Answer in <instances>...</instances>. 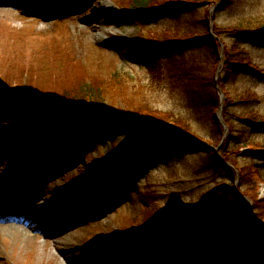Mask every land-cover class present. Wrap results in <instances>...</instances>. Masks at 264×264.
<instances>
[{
    "label": "rangeland",
    "instance_id": "obj_1",
    "mask_svg": "<svg viewBox=\"0 0 264 264\" xmlns=\"http://www.w3.org/2000/svg\"><path fill=\"white\" fill-rule=\"evenodd\" d=\"M140 1L0 0V55L6 58L0 62V96L6 99L0 104V264H82L78 259L113 264L115 256L118 264H214L211 248L222 245L215 264H240L245 257L251 264H264V132L236 118L264 122V45L221 38L215 31V26H264V0H205L209 3L174 16L169 14L174 4L195 0H149L148 7L168 12L149 21L131 20L129 10ZM207 11L212 27L205 22ZM206 36L213 45L175 46L166 58L153 60V69L133 50L135 45L148 47L138 40L164 47ZM227 52L239 53L240 62L262 75L227 74ZM194 82L201 85L199 90ZM221 85L232 97L248 100L227 110L235 122L234 139L211 121L224 94ZM38 91L78 102L91 98L104 104L109 116L118 114L134 123L124 134L89 136L80 152L66 160L73 153L66 147L37 149L43 136L71 141L60 134L56 104L28 102ZM14 97L23 104L13 103ZM142 103L183 118L208 151L178 149V157L147 171L128 177L126 170L109 169L105 179L93 182L91 172L109 152L154 129L153 122L132 113ZM219 109L215 116L221 124ZM222 119L225 123L223 111ZM222 138L223 148L233 153L223 162L242 169L248 176L244 183L211 157L222 153L217 147ZM38 159L44 165L33 169ZM223 184L237 190L242 185L257 195L258 203L251 202L248 211L251 224H244L242 205ZM29 205L39 219L30 220L29 211L24 214ZM186 206L190 209L167 235L116 244L121 232ZM66 225L70 227L64 232Z\"/></svg>",
    "mask_w": 264,
    "mask_h": 264
},
{
    "label": "trees",
    "instance_id": "obj_2",
    "mask_svg": "<svg viewBox=\"0 0 264 264\" xmlns=\"http://www.w3.org/2000/svg\"><path fill=\"white\" fill-rule=\"evenodd\" d=\"M148 1L149 0H141L138 2L134 8L129 10L128 15L130 16L131 20L137 21L138 18H145V21H149L150 19H153V17H160L163 16V12H168L166 9L161 10L155 7H151L149 5L148 7ZM209 2H206L205 0H195L191 3L186 2H177L174 4L172 8H175L173 12L169 13L170 15H176L178 12L185 10L192 12L197 7L204 6ZM181 7V8H177ZM170 10V9H169ZM146 15H150V17H146ZM209 11L206 12V23L209 25ZM215 31L217 32L218 36L221 38H224L223 36L229 35V37L235 38L237 40L245 41L246 43H253V44H261L264 45V26L257 27L254 29L245 28L243 26H236V27H230L226 29L219 28L215 26ZM141 39H143L141 37ZM211 41V38L209 37H199L197 40L194 41V39H189L187 42L180 43L181 45H177L175 43H165L166 46H159L156 47V42H147L146 40H138L137 43H142L148 45V47H141L138 45H135L133 47L134 52L140 56V59L148 63L149 68L153 69L154 66V59H157L158 57L166 58L170 53V50L172 48L182 47L184 48L186 46H195V44L200 42H207ZM212 44V42H210ZM176 44V45H175ZM155 45V47H154ZM213 45V44H212ZM176 47V48H177ZM234 47H239V45H234ZM187 48V47H186ZM189 48V47H188ZM24 49L27 50V47L24 46ZM158 54V55H157ZM157 55V56H156ZM4 56L0 55V62L5 61L6 59H2ZM237 57H240V54L230 53L227 52V61L225 63L226 72L229 75L239 76V75H250V74H256V75H262L259 70H257L254 66H251L250 64H244L238 60ZM197 83L194 82V85L196 86V89L199 90L201 88V85H196ZM213 86V85H212ZM222 91L225 94V105L223 107V117L225 120V124L228 127L230 137L232 139L237 138V132L235 129V122L229 118V112L227 111L231 106L241 104L242 102L248 101L247 98H244L243 96H240L239 98L232 97L226 90L224 89V86L221 85ZM35 91V89H34ZM32 91V92H34ZM197 91V90H196ZM195 91V92H196ZM30 92L29 94H33ZM199 93V92H197ZM18 99V98H17ZM16 97L10 99L13 103H21L19 102V99L17 100ZM29 99L28 102L34 103L35 102H41L43 104H51L55 103L57 106L55 107V114L56 118L60 125L61 136H67L69 140H66V138L61 139H54L53 137L51 139H47L44 137L40 143V148H45L47 151L48 148L53 146L54 144L57 145L56 148L59 147H66L68 151L73 152L72 154H68L66 160H68L71 156H76L80 152L81 145L85 143L88 140L89 136H96L98 138H108V135L110 132H117L120 134H124L128 132L129 127L134 122L131 121V119L127 117L120 116L118 114H112V116H109V110L108 108L102 104L101 102H94L89 98V103L87 102H78V101H71L66 96H61L53 92H36V95H29L27 97ZM6 99H4L2 96H0V104L4 103ZM204 104L208 107L211 106V102L207 101L206 98H204ZM5 105V103H4ZM220 103L216 102V107L213 108L215 111L211 112V121L215 125V127L218 130H224L223 126L218 122L215 112L219 109ZM4 107V106H3ZM7 107V106H6ZM211 108V107H210ZM5 109V108H4ZM5 112V110H4ZM133 114L140 120H147L151 121L155 124L154 129L143 135L139 136L138 138L126 142L121 150L118 151H111V153L107 158L103 160V164H99L96 168H94L93 172H91L92 181L96 182L98 180L105 179L106 175L105 173L111 169L114 171H125V175L129 177V175L132 174H138L143 171H147L151 169L153 166L158 164H164L166 161L171 159V157H178V149H184L195 151L196 153H201L204 151H208L207 148L202 146L200 137L192 131L189 123H187L183 118L173 117L170 114H166L163 112H160L158 110L153 109L151 106L147 105L146 103H142L140 105H137L133 111ZM236 118L239 122L247 124L249 127L253 125L254 128H256L258 131L264 132V122L259 123H253L251 121V117H245L236 115ZM131 123V124H130ZM139 124V123H138ZM165 125V126H164ZM24 127V126H23ZM22 127V128H23ZM79 127V128H78ZM88 127H92L93 130L89 131L87 130ZM29 128V127H28ZM26 128V130H28ZM55 127L48 128V131L54 129ZM59 131V130H57ZM244 131L241 132L243 134ZM63 134V135H62ZM239 134V132H238ZM70 135V136H69ZM47 139V142L46 140ZM223 138L220 139L218 146L221 148L220 155L217 153H212L211 157L212 159H216L217 163L220 164L222 167H225L226 170L229 172H232L234 174L233 178L234 180L237 179V173L239 174V181L240 183H244V180L248 178V176L243 173L242 169H239L238 166H233V168L227 166L225 162H223L224 157L228 160V157H231L233 155L231 150H226L227 146L223 148L221 142ZM67 143V144H64ZM227 144V143H225ZM65 145V146H61ZM112 150V149H111ZM222 158H220V157ZM264 156V154H263ZM43 158V157H42ZM225 159V160H226ZM230 160V159H229ZM40 161V160H39ZM43 162H34L32 164L33 168L41 167ZM237 171V172H236ZM122 176V175H121ZM118 177V178H121ZM251 180V179H250ZM108 181L112 184V179L110 178ZM223 187H228L229 190L232 192V197L234 198L236 203L241 204L243 207V216H244V224L249 225L251 224L250 218L248 216V211L251 206V202L253 204L258 203L259 199L257 195L251 194V190H245L242 189V185L237 190L233 188L232 186H229L227 184H223ZM119 188L118 185L116 186V189ZM114 189V186L110 188V191ZM109 191V192H110ZM119 192V191H118ZM106 196V194H105ZM245 197L246 199H244ZM109 199V197L107 196ZM188 209H190L188 206L178 209L175 211L171 216L164 213V215L161 216H154L151 220H147L142 226L137 227L135 229H131L126 232H121L119 237H117L116 244H133L138 243L141 240L147 239L149 237H156L160 233H164L167 235V233L174 227L176 222L179 220V218L187 213ZM261 219H264V215L261 216ZM259 220V222H262L263 220ZM155 235V236H153ZM227 242V240H224V245ZM101 248V245H96L94 248ZM223 249V245L218 247H212L210 257L212 262L218 260V257L221 253V250ZM136 258H141L142 255L139 253L135 256ZM240 264H251V259L249 257L242 258Z\"/></svg>",
    "mask_w": 264,
    "mask_h": 264
},
{
    "label": "bare ground",
    "instance_id": "obj_3",
    "mask_svg": "<svg viewBox=\"0 0 264 264\" xmlns=\"http://www.w3.org/2000/svg\"><path fill=\"white\" fill-rule=\"evenodd\" d=\"M1 58H2V57H1ZM2 59L4 60V59H6V58L3 57ZM27 207H28V210L26 209V207L23 208V210H24V214L27 213V212L29 211L28 216L30 217V220H32V219H36V218L39 219V217H38V212L36 211V209L33 208L31 205H29V206H27ZM22 215H23V214H22ZM69 227H70V226L66 225V226L64 227V232H65L66 230H68ZM9 228H15V227L10 226ZM20 229H21V228H20ZM23 230H24V229H23ZM113 258H114V263H113V264H118V261H117L116 257H113ZM78 261H79L80 263L83 264V261H81V260H79V259H78ZM101 264H106V263L102 262Z\"/></svg>",
    "mask_w": 264,
    "mask_h": 264
},
{
    "label": "water",
    "instance_id": "obj_4",
    "mask_svg": "<svg viewBox=\"0 0 264 264\" xmlns=\"http://www.w3.org/2000/svg\"><path fill=\"white\" fill-rule=\"evenodd\" d=\"M211 16V22H210V25H211V27H212V25H213V19H212V15H210ZM38 18H41V16H37ZM218 87V86H217ZM218 89H220L219 87H218ZM224 95L222 94L221 95V97H220V99H221V106H220V109H219V113L217 114V117H218V119H219V121L221 122V124L224 126V128H225V131L227 132L228 131V128L226 127V125H225V123L223 122V119H222V103H223V100H224Z\"/></svg>",
    "mask_w": 264,
    "mask_h": 264
}]
</instances>
